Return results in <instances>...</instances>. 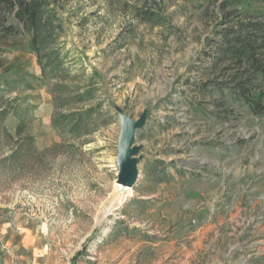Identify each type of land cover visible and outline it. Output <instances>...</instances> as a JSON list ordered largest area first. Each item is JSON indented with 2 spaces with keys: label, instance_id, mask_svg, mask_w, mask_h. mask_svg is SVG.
<instances>
[{
  "label": "rangeland",
  "instance_id": "rangeland-1",
  "mask_svg": "<svg viewBox=\"0 0 264 264\" xmlns=\"http://www.w3.org/2000/svg\"><path fill=\"white\" fill-rule=\"evenodd\" d=\"M156 1L51 6L45 74L0 41V264H264V116L196 88L220 0ZM116 108L146 115L119 201Z\"/></svg>",
  "mask_w": 264,
  "mask_h": 264
},
{
  "label": "trees",
  "instance_id": "trees-1",
  "mask_svg": "<svg viewBox=\"0 0 264 264\" xmlns=\"http://www.w3.org/2000/svg\"><path fill=\"white\" fill-rule=\"evenodd\" d=\"M61 0H0V41L23 34L28 38L27 50L36 58L43 74L57 65L49 52L54 41L50 7ZM217 1V0H215ZM154 6L156 0H152ZM259 4L254 11L238 12L241 4ZM220 29L213 52L206 56L205 70L210 77L196 85L202 94H219L215 116L228 118L234 107L242 105L251 114L264 116V0H220L216 5ZM144 14L152 18L150 11ZM12 17L18 27L9 22ZM51 58V59H50Z\"/></svg>",
  "mask_w": 264,
  "mask_h": 264
},
{
  "label": "water",
  "instance_id": "water-1",
  "mask_svg": "<svg viewBox=\"0 0 264 264\" xmlns=\"http://www.w3.org/2000/svg\"><path fill=\"white\" fill-rule=\"evenodd\" d=\"M116 115L120 123L115 159L116 183L132 188L137 182L141 162V157H138L141 146L135 145V134L144 126L146 115L143 113L138 119H133L120 108H116ZM120 192L123 193L124 189L121 188Z\"/></svg>",
  "mask_w": 264,
  "mask_h": 264
},
{
  "label": "bare ground",
  "instance_id": "bare-ground-1",
  "mask_svg": "<svg viewBox=\"0 0 264 264\" xmlns=\"http://www.w3.org/2000/svg\"><path fill=\"white\" fill-rule=\"evenodd\" d=\"M128 187V186H127ZM123 188L122 185H119V184H115V187H114V199L113 200H117L119 201L120 198H121V192H120V189ZM131 188V187H130Z\"/></svg>",
  "mask_w": 264,
  "mask_h": 264
}]
</instances>
